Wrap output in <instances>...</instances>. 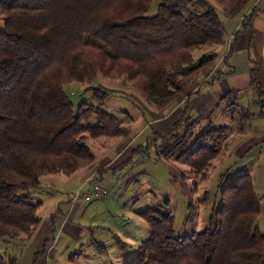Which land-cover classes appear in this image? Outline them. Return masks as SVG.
<instances>
[{"label": "trees", "instance_id": "16d2710c", "mask_svg": "<svg viewBox=\"0 0 264 264\" xmlns=\"http://www.w3.org/2000/svg\"><path fill=\"white\" fill-rule=\"evenodd\" d=\"M153 1L0 0V239L4 242L22 244L38 228L39 203H33L28 192L40 186L43 176L71 175L93 163L87 136L129 134L117 117L101 109L106 92L93 89L97 106L81 104L75 110L67 85L124 77L147 102L159 110L169 109L218 59L213 48L226 42L223 18L242 14L249 2L156 0L150 15ZM253 16V11L246 14L241 24L249 25ZM229 98L235 101L236 93H228L222 101ZM189 109L187 101L178 121L155 135L160 142L157 155L175 159L205 178L229 128L214 123L208 114L200 133L191 140L179 137L177 130L186 129L191 118ZM137 150L143 152L142 147ZM219 191V208L213 209L204 228L189 235L175 233L168 202L139 212L149 234L126 264H261L264 235L257 223L261 206L249 173L240 171L226 184L221 180ZM114 239L120 247L125 245ZM93 245L98 254L105 253L102 245ZM41 252L33 254L32 264H37ZM17 263V256L0 255V264Z\"/></svg>", "mask_w": 264, "mask_h": 264}, {"label": "rangeland", "instance_id": "374dc122", "mask_svg": "<svg viewBox=\"0 0 264 264\" xmlns=\"http://www.w3.org/2000/svg\"><path fill=\"white\" fill-rule=\"evenodd\" d=\"M155 1L148 10L150 15L155 13ZM2 27L0 18V29ZM225 49L226 53L230 50L222 46L213 48L218 59L212 69L197 77L187 92L189 88L199 91L200 84L205 83ZM96 88L108 94L101 109L117 117L129 134L112 138L87 136L86 144L95 157L90 168H81L69 176H43L40 186L28 192L31 201L39 203L37 215L41 229L50 215L59 210L55 214L56 231L49 234L50 243L39 257H43V264H126L136 256L140 244L149 234L148 225L137 214L165 202L174 217L177 235L199 232L207 225L213 209L219 208L221 180L226 184L240 171H247L252 179L261 206L257 223L264 235V117L260 115L264 114V94L260 95L263 88L259 82L246 90L242 100V92L233 91L237 93L235 101L229 98L219 107L215 106L212 114L210 112L216 124L227 126L229 130L222 140L220 153L210 162L205 178L193 174L175 159L157 155L160 142L155 135L170 128L173 120L178 121L179 116H175L181 111L159 110L124 77H98L90 83H71L65 91L77 110L81 104L97 106L92 91ZM205 113V116L189 114L191 118L184 126L186 129L180 127L177 130L179 137L191 140L200 133L208 123V113ZM220 113H224L223 118L218 116ZM242 114L251 116L244 120ZM90 122L94 124L96 119L92 118ZM139 147L143 152H137ZM104 169L110 170L104 172ZM82 171V177L77 178ZM93 183L103 185L107 195L102 199L91 197L86 202L83 198L91 193ZM79 190L81 198L76 201L73 195ZM190 204L194 208L191 212ZM71 225H75L74 229ZM115 236L125 245L120 247ZM93 244L102 245L105 253L98 254ZM29 246L30 239L22 244L0 239V255L17 256V264H32L33 251ZM79 253L81 256L75 257ZM261 264H264V254Z\"/></svg>", "mask_w": 264, "mask_h": 264}, {"label": "crops", "instance_id": "0c3cea01", "mask_svg": "<svg viewBox=\"0 0 264 264\" xmlns=\"http://www.w3.org/2000/svg\"><path fill=\"white\" fill-rule=\"evenodd\" d=\"M252 11L254 12V16L252 17L251 23L247 26H243L241 24L242 17ZM223 21L226 29V42L222 47L230 48V50L226 53L225 49L220 59L216 62L214 70L209 72L205 83L200 84L199 91L195 92L189 88L190 91L187 92L186 90L187 93L184 92L175 99L169 108V112L172 113L173 110L181 111L180 114L177 113L175 116L176 118L179 116L178 119L184 111L187 101H189L190 107L189 114L198 113L201 114V116H205V112L208 114L211 112L212 114L213 110L219 107L220 103L223 104L222 102L225 100L222 101V99L231 91H236L239 94L242 92V95L240 94V99L242 100L246 90L252 87L253 83L255 86L256 81L259 82L263 88L260 95L264 94V0H249L242 14L234 18H223ZM230 42H232V45L229 47ZM217 72H223L224 74L217 77L215 75ZM255 72L256 75H254ZM262 101L264 102V98H262ZM218 116L223 118L224 113H220ZM212 120L213 122L216 121L215 119ZM170 121L171 120L168 122ZM176 122L177 120H173V123L170 122V124L173 125ZM90 167L91 166L88 165L83 168ZM83 172L84 171L79 173L77 178L80 179ZM73 182L78 183L76 180ZM56 222L55 215L53 221H51L49 217V221L45 223L42 229L39 224L34 232V236L29 238V249H32L33 254L37 251H42L41 253L43 256L46 247L50 243L49 234H54L56 231ZM73 226L75 225H71V229H74ZM43 262V257L37 260V264H43Z\"/></svg>", "mask_w": 264, "mask_h": 264}, {"label": "built area", "instance_id": "2783aa9c", "mask_svg": "<svg viewBox=\"0 0 264 264\" xmlns=\"http://www.w3.org/2000/svg\"><path fill=\"white\" fill-rule=\"evenodd\" d=\"M80 192H81V190L77 191V192L73 195L74 200L77 201L78 199L81 198V196H80ZM106 195H107V189H106L103 185H101V184H99V183H93V184L91 185V193H90L89 195H87V196H84L83 199H84L86 202H88V201L91 200V197H96V198L102 199V198L105 197Z\"/></svg>", "mask_w": 264, "mask_h": 264}]
</instances>
